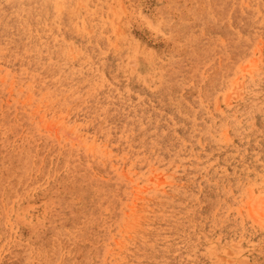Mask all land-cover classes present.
I'll list each match as a JSON object with an SVG mask.
<instances>
[{
  "label": "rangeland",
  "instance_id": "rangeland-1",
  "mask_svg": "<svg viewBox=\"0 0 264 264\" xmlns=\"http://www.w3.org/2000/svg\"><path fill=\"white\" fill-rule=\"evenodd\" d=\"M0 264H264V0H0Z\"/></svg>",
  "mask_w": 264,
  "mask_h": 264
},
{
  "label": "bare ground",
  "instance_id": "bare-ground-1",
  "mask_svg": "<svg viewBox=\"0 0 264 264\" xmlns=\"http://www.w3.org/2000/svg\"><path fill=\"white\" fill-rule=\"evenodd\" d=\"M64 169V168H63ZM58 202V201H57Z\"/></svg>",
  "mask_w": 264,
  "mask_h": 264
}]
</instances>
